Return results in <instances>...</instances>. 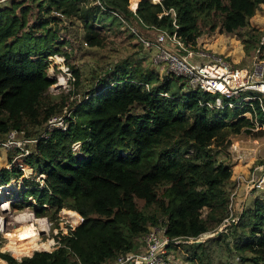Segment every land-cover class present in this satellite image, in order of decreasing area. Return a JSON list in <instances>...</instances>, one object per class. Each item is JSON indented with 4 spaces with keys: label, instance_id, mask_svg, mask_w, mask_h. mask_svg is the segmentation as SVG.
I'll use <instances>...</instances> for the list:
<instances>
[{
    "label": "trees",
    "instance_id": "16d2710c",
    "mask_svg": "<svg viewBox=\"0 0 264 264\" xmlns=\"http://www.w3.org/2000/svg\"><path fill=\"white\" fill-rule=\"evenodd\" d=\"M46 1L48 13H60L83 25L85 43L92 48L104 45L107 36L102 30L122 26L93 0ZM104 1L125 14L141 33L177 32L191 45L217 30L236 34L247 28L264 4V0H163L155 5L142 0L134 15L128 9L132 0ZM17 7L10 13L0 12L5 16L0 25V141L14 129L38 137L53 116L62 114L68 100L49 93L55 82L48 76V58L66 55L63 48L69 45L60 42L55 29L46 28L57 18L25 32L26 12L16 14ZM40 28L45 33L36 36ZM259 35L257 30L251 34ZM242 43L250 53L252 43ZM146 54L133 56L100 79L68 130L39 140L31 155L21 160L46 179L43 188L26 180L28 189L21 192L18 206L34 208L37 216L47 210L54 216L70 210L84 219L83 224L70 235L59 233L55 237L59 248L51 253L33 250L21 260L0 253L1 260L8 264H110L134 251L148 227L160 221L175 239L205 234L226 217L231 196L227 186L233 173L216 159L211 146L251 133L257 124L263 135L264 112L257 103L224 110L202 106L200 101L214 99L200 91L181 94L177 78L161 81L154 68L143 65ZM74 75L79 86L81 74L74 70ZM136 106L142 108V115L132 113ZM248 113L251 118L244 116ZM77 142L82 143L80 155L72 150ZM12 151L7 150L8 163L14 159ZM20 175L18 168L1 170L0 186ZM138 201L144 205L139 207ZM240 222L238 250L251 255L245 261L263 264L264 198H256Z\"/></svg>",
    "mask_w": 264,
    "mask_h": 264
},
{
    "label": "rangeland",
    "instance_id": "374dc122",
    "mask_svg": "<svg viewBox=\"0 0 264 264\" xmlns=\"http://www.w3.org/2000/svg\"><path fill=\"white\" fill-rule=\"evenodd\" d=\"M41 1V2H40ZM142 1V0H141ZM48 1L42 0H14L6 6L0 7V12L8 11L9 13L13 11L14 5H17L16 14H20L23 10L26 12V18L28 26L25 29V32H28L31 26L39 25L44 22H51L53 18H57L56 23H52L49 27L57 31L58 37L61 38L60 42L67 41L69 45H65L63 51L65 52L66 64L71 67V70L80 72L81 80L79 86H72V91H66L61 89L59 91H49L50 95L60 98L61 96H67L68 100L65 106H70L73 108L76 105L83 102V98L92 90L96 89L98 86V81L104 78L108 73L114 71L117 67L122 65L126 60L131 61L133 56L143 55L146 53L138 39L132 37L131 31L127 27L123 26H111L101 33L106 34L107 39L102 47H89L85 43V31L83 25L73 19L68 20L66 18H60L55 16V12L48 13ZM140 2V1H139ZM40 4H44L43 7ZM130 6V4H129ZM5 21V16L0 15V25ZM45 28H40L36 33V36H41L45 33ZM254 30H257L260 35L253 38L251 34L254 33ZM264 38V4L261 6L256 15L250 20V23L247 28L240 30L236 34H220L217 30L216 33L209 36L208 34L202 35L198 39V45L201 50H207L209 53L217 54L223 57H226L234 66L238 68L247 67L250 65L255 51L257 48L261 47V42ZM207 39H217L223 40L225 44H235L236 50L244 52L239 61H236L237 58L233 55L225 56L213 50H209L204 41L207 42ZM204 40V41H203ZM251 42L253 48L250 53H246L245 45L242 42ZM238 52H236L238 54ZM262 54L264 58V46H262ZM58 62V61H57ZM48 76H53L52 68L55 70V79L60 75L58 71V66L55 65L56 61L49 62ZM146 67L154 68L153 64L150 61V57L146 58V62L143 64ZM156 74L159 76L160 80L166 78V73H162L159 69L154 68ZM179 85L181 87V94H188L191 92L189 87L186 85L184 79H179ZM214 99L215 96H210ZM83 104V103H82ZM132 113L136 116L143 114V110L140 106L133 108ZM260 129V128H259ZM257 128L253 129L251 133L243 132L240 135H233L229 138V143H214L211 146V149L214 151L216 159L223 164L229 166L233 173V177L236 175H243L247 177L255 168L264 166V134L261 135L260 130ZM35 147V146H34ZM33 145L29 146L30 151L34 150ZM17 151V152H16ZM20 150L14 149L12 151L13 161L19 158L16 163L22 164L21 160L25 157H20ZM12 161V162H13ZM11 162V163H12ZM11 163H8L7 149H0V171L3 169L11 168ZM18 167H12V169ZM19 169V168H18ZM20 170V169H19ZM10 171V170H9ZM21 171V170H20ZM34 171V170H33ZM31 172L30 169H27L26 172L22 171V175L14 177L11 179L10 183L6 186H0L1 188H7V196L0 200V218L4 220L5 226L0 228V253L10 254L12 257L17 260H21L33 250H39L36 252L53 250L56 243L55 237L61 234L70 235L71 227L73 222L70 221L68 213H73L72 211L62 210L56 216L53 215L51 210L44 211L39 213L37 216L36 210L31 207L22 208L18 206L22 199L20 194L24 191L25 181L29 180L32 183H39L35 178V172L33 175H29ZM29 177L24 178L25 175ZM23 178V179H22ZM235 179H232L231 183L227 186V192L231 195L235 190ZM243 189V188H242ZM241 191L240 196L237 195L235 198V212H240L241 210L246 212L253 208V203L256 198H264V191L259 190L257 192L250 191L248 194L245 193L244 189ZM32 198H30L31 200ZM245 199V200H244ZM34 203V200H31ZM231 202V201H230ZM5 203H9L10 207L8 211H3L2 206ZM139 207H142L144 203L142 201L137 202ZM66 211V212H65ZM207 210L203 211V216L206 215ZM33 214L37 220H45L48 222V229L44 233H40L37 237V245L25 251V254L20 258L12 255L10 250H8L10 243L24 235L29 237L33 234L37 228L35 224L30 223L28 225L22 223L25 216ZM19 218L21 224L16 222ZM164 222L160 221L158 225L149 226V229H154L156 227L163 226ZM214 229V228H213ZM242 237V228L241 222L232 228L230 234H223L217 238H211L206 240L203 244H179L171 247V257L174 259L175 264H252L245 261V258L250 257L249 253H243L238 250V245ZM140 245V241L138 240ZM35 252V253H36ZM197 256V257H196ZM0 262L8 264L4 260L0 259ZM264 264V263H263Z\"/></svg>",
    "mask_w": 264,
    "mask_h": 264
},
{
    "label": "built area",
    "instance_id": "2783aa9c",
    "mask_svg": "<svg viewBox=\"0 0 264 264\" xmlns=\"http://www.w3.org/2000/svg\"><path fill=\"white\" fill-rule=\"evenodd\" d=\"M13 1L0 0V7L6 6ZM149 1L156 5L161 4L163 0ZM93 4L103 12L114 15L123 27H127L136 36L139 43L148 53V57H150L154 68L159 69L162 73H166L167 76L164 80L173 78L184 79L191 91H200L208 96H215L213 101H200L202 106L224 110L226 108L252 107L257 103L264 112V58L262 54L264 38L261 42V47L256 49L250 65L238 68L228 61L226 57L209 53L207 50H201L198 44H187L177 32L170 34L167 31L155 30L154 34L148 36L141 33L135 25L130 23L125 14L112 10L104 0H93ZM139 4L137 8L133 9L130 1L128 9L134 15H137ZM171 12L176 17L175 12L173 10ZM55 16L65 18L57 12ZM65 57L64 54H56L48 58V62L56 61L55 65L58 66V71H60V75L55 79L56 75L53 74L55 73V68H52L51 75L53 76L49 75V78L55 83L50 87L49 91L65 89L67 92H71L72 86H75L76 77L71 67L66 64ZM57 59L60 61L57 62ZM146 87L149 89L148 85ZM88 99L89 96L86 95L81 104ZM81 104L73 108L65 106L62 114L53 116L44 125L38 137L30 138L25 131L11 130L7 134L6 139L0 141V149L20 150L22 152L20 157L22 158L30 156L32 151L28 149L29 146L33 145V147H36L39 140L48 139L56 131L65 132L68 130L70 123L76 120L77 111ZM244 116L251 118L249 113ZM257 127L258 129L260 128L258 124L256 125ZM81 149V142L75 143L72 148L76 155H80ZM18 159H15L11 163V168L13 166L18 167L24 172L30 169L31 172L28 173V176L33 175L34 171L32 168H26L23 164L16 163ZM11 168L8 170H11ZM28 176L26 174L24 178L28 179ZM35 178L39 182L40 187L43 188L46 179L45 175L35 174ZM235 186L236 190L230 196L231 202L229 204L228 214L214 229L198 237L175 239L168 236L165 224L154 229H149L146 234L138 239L141 243L139 245L138 242V246L134 251L119 255L110 264H175L174 259L171 257V247L183 243L190 245L203 244L208 239L217 238L223 234H230L232 228L240 222L244 212L242 210L240 212L234 211L235 198L241 188L247 194L250 191H264V166L255 168L247 177L243 175L238 176ZM27 189L28 187L25 186L24 191ZM74 214L75 222L71 227L70 233L75 231L84 222V219L77 212H74ZM53 245H55L53 250H47L45 252L51 253L59 248L57 242L53 243Z\"/></svg>",
    "mask_w": 264,
    "mask_h": 264
},
{
    "label": "bare ground",
    "instance_id": "6f19581e",
    "mask_svg": "<svg viewBox=\"0 0 264 264\" xmlns=\"http://www.w3.org/2000/svg\"><path fill=\"white\" fill-rule=\"evenodd\" d=\"M140 0H132L131 2V7L133 9L137 8L138 4H139ZM57 61L59 62L60 60L57 59ZM7 188H1L0 189V200L5 198V196H7L6 193ZM4 204V203H3ZM9 203H5L2 206V210L3 211H8L9 210ZM68 217L70 219V221H72L73 223L75 222V214L73 213H68ZM37 218H35V216L33 214H29L27 216H25L24 221H22V223L28 225L30 223L35 224L37 230L31 234L29 237H25L24 235H21L20 237L14 239L10 245L8 250H10V252L12 253V255H14L17 258H20L21 256H23L25 254L26 250H30L32 248H34L37 245V237L40 235V233H44L47 231L48 229V224L45 220H37L35 221ZM20 219L17 218L16 222L18 224H21V222L19 221ZM5 226L4 220L2 218H0V228H3ZM0 264H5L4 262H0Z\"/></svg>",
    "mask_w": 264,
    "mask_h": 264
},
{
    "label": "crops",
    "instance_id": "0c3cea01",
    "mask_svg": "<svg viewBox=\"0 0 264 264\" xmlns=\"http://www.w3.org/2000/svg\"><path fill=\"white\" fill-rule=\"evenodd\" d=\"M56 13V12H55ZM152 34H154V32H152ZM204 41V40H203ZM223 40H218V42H217V39H212V40H208L207 39V42L206 41H204V44L206 45V47L209 49V50H213V51H215V52H218V53H220V54H224L225 56H231V55H233L234 57H236L237 58V60L236 61H239V59L242 57V53L244 54V52L242 51V53H241V51H239L238 52V50H236L237 48H235L236 47V45L235 44H225V43H223L222 42ZM146 52V51H145ZM236 52H238V54L236 53ZM147 53V52H146ZM146 56H147V54H146ZM148 57V56H147ZM239 58V59H238ZM240 176V175H239ZM238 177V175H236L235 177H233V179H235V185H236V178ZM234 185V186H235ZM242 189V188H241ZM241 189L239 190V192H238V195H239V197H241L240 196V193L242 192L241 191ZM243 190V189H242ZM243 193V192H242Z\"/></svg>",
    "mask_w": 264,
    "mask_h": 264
},
{
    "label": "water",
    "instance_id": "95a60500",
    "mask_svg": "<svg viewBox=\"0 0 264 264\" xmlns=\"http://www.w3.org/2000/svg\"><path fill=\"white\" fill-rule=\"evenodd\" d=\"M33 255H34V254H33ZM33 255H32V256H33ZM32 256H31V257H32Z\"/></svg>",
    "mask_w": 264,
    "mask_h": 264
}]
</instances>
